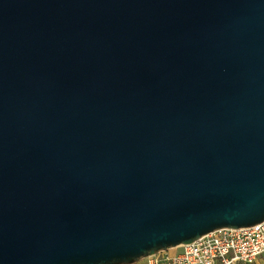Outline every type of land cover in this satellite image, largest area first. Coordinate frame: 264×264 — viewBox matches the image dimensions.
I'll list each match as a JSON object with an SVG mask.
<instances>
[{
    "label": "water",
    "instance_id": "water-1",
    "mask_svg": "<svg viewBox=\"0 0 264 264\" xmlns=\"http://www.w3.org/2000/svg\"><path fill=\"white\" fill-rule=\"evenodd\" d=\"M263 221L264 0H0V264Z\"/></svg>",
    "mask_w": 264,
    "mask_h": 264
},
{
    "label": "built area",
    "instance_id": "built-area-1",
    "mask_svg": "<svg viewBox=\"0 0 264 264\" xmlns=\"http://www.w3.org/2000/svg\"><path fill=\"white\" fill-rule=\"evenodd\" d=\"M136 264H264V221L250 228L223 229L147 257Z\"/></svg>",
    "mask_w": 264,
    "mask_h": 264
},
{
    "label": "rangeland",
    "instance_id": "rangeland-1",
    "mask_svg": "<svg viewBox=\"0 0 264 264\" xmlns=\"http://www.w3.org/2000/svg\"><path fill=\"white\" fill-rule=\"evenodd\" d=\"M177 251H179V247H176V248H173V249H169L166 252L169 253V254H173L174 252H177Z\"/></svg>",
    "mask_w": 264,
    "mask_h": 264
}]
</instances>
